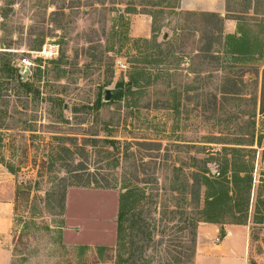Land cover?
Wrapping results in <instances>:
<instances>
[{"label": "rangeland", "instance_id": "374dc122", "mask_svg": "<svg viewBox=\"0 0 264 264\" xmlns=\"http://www.w3.org/2000/svg\"><path fill=\"white\" fill-rule=\"evenodd\" d=\"M184 1L194 6V0ZM214 1L221 7L217 14L223 19L224 35H236L241 26L248 38L263 39L264 0ZM204 14L186 11L181 0H0V52H7L4 59L19 69L22 60L29 62L30 74L25 80L40 92L38 97L25 95L7 79L6 71L0 72V203L5 210L9 208L10 220L5 246L9 255L0 256V264L5 260L7 264H117L120 260L126 261L122 264H178L175 257L188 264L189 231H178L183 226L179 217L171 219L163 213L164 207L176 203L170 195L158 198L155 209L152 206L150 214L143 217L151 236L128 237L125 245L122 240L119 246L118 189L70 188L62 217L52 216L43 206L46 182L38 192L33 190L29 198L15 203L16 184L35 178V165L46 160L53 136L75 138L80 145H90L94 139L97 148L106 146L103 140H119L118 151L111 156L118 161L116 179L121 180L127 172L134 174L135 162L138 174L145 169L165 190L171 186L174 168L190 171L191 158L207 164L209 173L217 176L223 148L245 149L253 165L251 206L247 223L241 225L245 238L240 244L235 242L233 251L242 264H264V225L253 224L257 188L259 180H264V110L249 102L260 90L264 59L246 65L241 72L228 73L230 77L242 75L243 98L249 101L218 97L214 106L218 79L227 71L201 66L200 58L194 56L200 48L199 37L212 27ZM214 48L229 61L220 46ZM158 50L167 57L158 69L166 73L159 74L157 67L143 63L153 59ZM141 67L152 79L155 74L159 78L137 101L139 115L127 117L128 98L105 102L104 91L115 94L117 83H126L132 69ZM177 86L178 98L172 92ZM99 95L108 104L97 115L91 108ZM55 99L62 102L65 123L58 119ZM177 103V112L146 108H171ZM254 112L255 117H249ZM252 121L253 140L245 137ZM105 123L111 134L104 129ZM147 141L160 144L158 151L140 145ZM124 142L132 145L127 148ZM240 143L243 145H234ZM85 148L90 171L108 162L97 157L92 147ZM58 174L61 176V171ZM202 238L196 239L195 252L198 249L209 255L219 250L224 237L207 231ZM129 242H137L143 249L131 255L135 247ZM191 261L195 264V258ZM218 262L219 258L213 257L198 259V264Z\"/></svg>", "mask_w": 264, "mask_h": 264}, {"label": "trees", "instance_id": "16d2710c", "mask_svg": "<svg viewBox=\"0 0 264 264\" xmlns=\"http://www.w3.org/2000/svg\"><path fill=\"white\" fill-rule=\"evenodd\" d=\"M204 16L212 21V27L203 33L202 37H199V41H201L200 48L195 51L194 56L200 58L201 66L214 65L218 70L227 71V74L218 79L216 87L218 95H213L214 106H216L218 97L225 101L234 99L249 101L247 98H243L245 83L242 75L230 77L228 73L236 69L241 72L246 65L261 62L264 59V35L262 40L259 37L250 39L246 36L241 26L238 27L236 35H224L222 31L223 19L218 14L205 13ZM145 43H149V41H145ZM216 45L220 46L230 56L229 61H224L222 52L215 50L214 47ZM183 46H185V43H182ZM156 48H160L158 44H156ZM7 56H9L7 52H0V61H2L0 72L6 71L8 74L7 79L18 88L23 89L25 95L32 93L35 97H38L40 95L39 90L35 89L32 82L21 79L19 75L20 69L5 60L4 58ZM153 57L149 62L143 63H149L157 67L154 69L159 74L162 71L166 73L164 69H158V66L165 64L167 57H164L160 50ZM132 70L126 83H117V92L112 96L111 100V102H119L128 98L127 109H129V112L127 117H132L135 114L139 115L140 107L137 106V101L144 96L146 88L151 86L155 79L159 78V74H155L152 79V74L147 73L142 67L133 68ZM38 71L40 73V70ZM177 88L179 89L180 86L175 87L172 92H175L178 98ZM186 90L190 91L194 90V88L190 89L187 87ZM1 91L2 89H0ZM249 102L254 108L258 106L259 111L262 112L264 110V68L262 70L260 90L256 91V95ZM54 104L60 111L57 114L58 119L65 123L61 100L55 99ZM106 104L108 103H103L99 95L91 110L98 115ZM177 106L178 103L171 106V108L158 105L146 108L172 109L177 112ZM213 110L215 111L214 107ZM249 117H255V112ZM254 125L255 123L252 121L248 135L245 134L246 139H249L247 137H252L253 140ZM109 127L110 125L108 126L107 123L104 124V129L108 131V134H111L113 131ZM107 137L112 136L108 135ZM52 140L54 142L46 155V160H42L41 165H35V167H38L35 178L16 184L15 203H18L20 198H29L33 190L38 192L40 184L46 182L48 189L44 192L43 198H41L43 206L45 210L51 211L50 214L52 216L62 217L68 189H118L116 229L117 245L119 246L118 242L120 243L123 240L122 244H124V240L128 237L132 238L136 235L150 237L151 233L147 231L148 224L143 217L150 214L152 206L155 209L158 204V198H163L165 194L170 195L171 199L176 200V203L171 207H164L163 213L166 216H171V219L179 217V222H182L183 226L178 228V231H189L191 248L189 250L190 253L185 255L186 263L188 264L195 258L196 231L200 223L215 224L221 227L224 225H245L247 223L251 206L253 165L250 161L252 157L244 154L245 149L223 148L225 153L219 155L223 158V164L217 172V176L209 173L207 164L191 158V164L188 167L190 171L184 173L183 169L174 168L175 175L169 179L171 186L165 190V187L159 184L158 179L153 174L146 173L145 169H141L143 172L138 174V167H136L137 164L135 162L133 163L134 174L127 172L121 180L116 179L115 171L118 161L115 158L112 159L111 156L118 151L119 140H103V143L106 144L105 147L108 148H97L98 142L94 139L89 141L90 145H80L75 138H64L61 136H53ZM124 143L127 148L132 145L130 142ZM141 143V146H146L145 150L152 152L158 151L157 147L160 146V144L153 141ZM234 145L242 146L243 144ZM86 146L92 147L97 157L108 162L104 166L95 169L94 172L90 171L85 164L88 156ZM131 156L132 154L130 153L129 158ZM228 156L230 158H227ZM126 157L128 158V156ZM112 160L115 163L110 162ZM140 165L141 167L146 166L143 163H140ZM5 168L12 175L16 174L13 168L8 166H5ZM60 171L61 176L58 174ZM160 192H164V194L161 195L159 194ZM253 208V224L264 225V180H259ZM220 237H224L222 229ZM129 243H131V247H135L131 251V255L135 251L143 249V246H137V242ZM122 249L125 250L126 248L123 246ZM174 261L178 264H184L176 257ZM125 262L120 260L117 264Z\"/></svg>", "mask_w": 264, "mask_h": 264}, {"label": "crops", "instance_id": "0c3cea01", "mask_svg": "<svg viewBox=\"0 0 264 264\" xmlns=\"http://www.w3.org/2000/svg\"><path fill=\"white\" fill-rule=\"evenodd\" d=\"M194 6L188 5L184 0H181V7L184 8L186 11H193L199 13H214L217 14L220 11L221 7H216V2L214 0H194ZM218 8V9H216ZM219 15V14H218ZM221 16V15H219ZM3 207V204L0 203V256L8 257L9 252L8 249L5 248L6 243L8 241V232L10 227V220L8 217L9 208L6 210ZM241 225H215V224H208V223H200L197 227L196 231V239H203V235L205 232L210 231L211 234L217 236L221 229L223 228L225 231V236L221 242V245L218 247L219 250L211 253V254H204L202 251L198 249L195 252V264H198V259L201 256L206 257H213L219 258V262L217 264H226L225 261L227 260V264H242V260L235 257L236 252L233 251V246L235 242H241L245 238L244 234L241 233ZM242 235V236H241ZM235 254V255H234ZM3 264H7V260Z\"/></svg>", "mask_w": 264, "mask_h": 264}, {"label": "water", "instance_id": "95a60500", "mask_svg": "<svg viewBox=\"0 0 264 264\" xmlns=\"http://www.w3.org/2000/svg\"><path fill=\"white\" fill-rule=\"evenodd\" d=\"M29 74H30V72L27 68H21L19 70V75H20L22 80H25L27 75H29ZM113 94H114L113 91L105 90L104 91V101L108 102L112 98Z\"/></svg>", "mask_w": 264, "mask_h": 264}, {"label": "built area", "instance_id": "2783aa9c", "mask_svg": "<svg viewBox=\"0 0 264 264\" xmlns=\"http://www.w3.org/2000/svg\"><path fill=\"white\" fill-rule=\"evenodd\" d=\"M48 54L51 55V54H53V53L48 52ZM30 66H31V64H30L29 62H27L26 60H22V63H21V66H20V67H21V68H27V69H28ZM21 68H20V69H21Z\"/></svg>", "mask_w": 264, "mask_h": 264}]
</instances>
